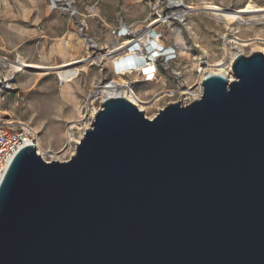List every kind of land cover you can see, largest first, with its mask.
Wrapping results in <instances>:
<instances>
[{
	"label": "water",
	"instance_id": "water-1",
	"mask_svg": "<svg viewBox=\"0 0 264 264\" xmlns=\"http://www.w3.org/2000/svg\"><path fill=\"white\" fill-rule=\"evenodd\" d=\"M153 118L108 97L75 153L21 149L0 182V264H264V54Z\"/></svg>",
	"mask_w": 264,
	"mask_h": 264
},
{
	"label": "rangeland",
	"instance_id": "rangeland-1",
	"mask_svg": "<svg viewBox=\"0 0 264 264\" xmlns=\"http://www.w3.org/2000/svg\"><path fill=\"white\" fill-rule=\"evenodd\" d=\"M183 1L192 7L184 18L153 24L164 1L0 0V58L10 61L0 62L2 110L35 127L44 158L63 161L75 153L76 144L91 127V116L101 107L102 87L123 81L113 70L114 57L123 50L110 53L127 40L114 33L120 28L131 27L137 36L156 29L163 44L176 51L175 60L159 63L153 82H145L138 73L123 77L148 103L144 112L149 118L168 104L189 100L200 89V76L218 71L214 65L224 63L232 79L228 67L237 55L264 54V18L245 16L230 22L203 10L207 4L232 11L248 5L264 9V0ZM244 41L253 44L244 47ZM18 56L45 67L83 63L77 79L62 83L56 73H14L8 64Z\"/></svg>",
	"mask_w": 264,
	"mask_h": 264
},
{
	"label": "built area",
	"instance_id": "built-area-1",
	"mask_svg": "<svg viewBox=\"0 0 264 264\" xmlns=\"http://www.w3.org/2000/svg\"><path fill=\"white\" fill-rule=\"evenodd\" d=\"M159 1L165 2L162 6L161 13L157 15L158 16L157 21H159L161 24H166L168 22H171L172 20L179 21L182 18H184L190 11L189 9H187L188 7L186 6L183 0H159ZM114 33H116L118 37L127 39V41L130 42V46L127 48L128 50H133V49H137V51L139 50L138 52L142 53L143 55L142 56L140 55L141 57L140 56L138 57L143 58L146 64L147 63L152 64V67H150V69H147V72L144 71L141 72L140 70H137L138 71L137 73L141 74L145 82H153L154 80H156L160 62L170 63L171 61L176 59V55H175L176 51L172 47H168L164 45L162 48H157L153 46V51L152 50L148 51V49L151 46L150 44H148V41L151 40L150 43H154L155 38L162 41V34L158 33L156 29H153L152 31H147L146 32L147 34L144 33L147 38V39L145 38L146 41L141 39L142 38L141 35L137 36L131 27L120 28L118 32H114ZM166 50L168 52L165 53ZM157 53H160V55H158ZM152 55L155 56L153 63H151ZM133 60L137 61V59L134 57ZM0 62H10V61H8L6 58H0ZM130 70L135 71V69H130ZM207 76H209V74L208 75L205 74V78ZM204 79L201 81L200 89L195 95H198V93H201L202 95L203 93L202 83ZM0 83H2L1 80ZM128 83H129L128 87L119 88V90L121 89L122 91H127L129 88L133 90L134 89L133 84H131L130 82ZM192 97H190L189 100L185 99L180 103L182 105H188L191 102L200 98V97L195 98L194 95H192ZM2 99L3 97L0 94V182L2 181L12 159L16 156V154L24 147L31 145L36 146L38 142L37 140L38 133L35 127L29 123L21 122L8 116L2 110ZM105 99L106 97L101 98V107ZM101 107L98 109V111L101 109ZM94 117L92 120H94Z\"/></svg>",
	"mask_w": 264,
	"mask_h": 264
},
{
	"label": "bare ground",
	"instance_id": "bare-ground-1",
	"mask_svg": "<svg viewBox=\"0 0 264 264\" xmlns=\"http://www.w3.org/2000/svg\"><path fill=\"white\" fill-rule=\"evenodd\" d=\"M187 9L192 10V7H188ZM203 10H207L215 14L216 16L223 17L225 20L230 21V22H237L239 20H243L245 16H250V18H257V17H262L264 18V9L256 8L255 6L248 5L246 8L238 10V11H232V10H223L222 8L212 5V4H207ZM246 19V18H245ZM159 21L154 22L153 24L158 23ZM147 34V33H145ZM144 33L141 35V39L146 41V36ZM146 38V39H145ZM255 40H262L260 38L255 39ZM151 41V40H150ZM148 41V44H150V48L148 51H153V46L157 48H162L164 46L163 42L157 38H155L154 43H150ZM264 41V40H263ZM253 44V41H244L243 46L247 47ZM130 46V42L126 40L125 43L122 44L117 50L110 52L111 54H114L115 52H119V50H123L121 53H117L118 55L114 57L113 60V70L114 74L116 77L119 78V80H123L122 82L119 81H111L110 83L106 84L104 87H102L101 92L103 93V98L107 97H125L126 99L130 100L132 103L137 105L140 110L144 111L148 107V103L144 102L132 89H128L127 91H121L120 93L118 92L119 88H124L128 87L129 83L123 79L124 76L127 75H132L137 73V70H140L141 72H147V69H150L152 67V64L145 63L143 58H140L143 54L138 52L137 49L133 50H128L127 48ZM168 52L167 50L165 53ZM160 55V53H157ZM156 54V55H157ZM141 55V56H140ZM113 56V55H112ZM140 56V57H138ZM133 57L137 59V61L133 60ZM154 55L151 56L152 62L154 61ZM112 60V59H111ZM83 61H72L68 64L62 65V66H56V67H45V66H40V65H33L27 63L23 58L18 56L17 60L15 62H11L10 68L11 71L14 73L22 72V71H38L40 70L41 72L47 74V73H56L59 77V80L62 83H70L73 82L75 79H77L80 75V68L79 65H81ZM232 63L229 65L228 68H232ZM214 68H219L218 71H215L212 73H209V75H221L226 77L229 81H232L233 78H229L227 74L225 73V65L224 63L220 62L216 65L213 66ZM130 69H135V71H131ZM205 78V75L200 76V83L201 81ZM174 93H171L173 95ZM187 94V93H186ZM201 93H198V95H195V98H199ZM98 110H94L92 114V118L94 115L97 113ZM91 125V123H90ZM75 124L71 126V129H73ZM72 133L69 134V139H72ZM80 142V141H79ZM78 142V143H79ZM77 143V144H78ZM38 152L41 153V145L39 141L36 144ZM46 161L48 159L44 158ZM60 160V158H58Z\"/></svg>",
	"mask_w": 264,
	"mask_h": 264
}]
</instances>
